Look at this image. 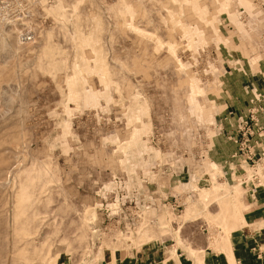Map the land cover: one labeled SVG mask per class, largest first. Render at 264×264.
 Returning a JSON list of instances; mask_svg holds the SVG:
<instances>
[{
	"label": "rangeland",
	"instance_id": "rangeland-1",
	"mask_svg": "<svg viewBox=\"0 0 264 264\" xmlns=\"http://www.w3.org/2000/svg\"><path fill=\"white\" fill-rule=\"evenodd\" d=\"M31 9L33 42L0 28V264H95L146 238L201 237L226 253L218 240L247 224L244 198L264 191L230 139L250 109L233 107L264 105V83L240 91L253 78L243 62L264 65V0ZM224 138L237 147L234 176L217 160ZM250 144L264 183V144Z\"/></svg>",
	"mask_w": 264,
	"mask_h": 264
},
{
	"label": "crops",
	"instance_id": "crops-1",
	"mask_svg": "<svg viewBox=\"0 0 264 264\" xmlns=\"http://www.w3.org/2000/svg\"><path fill=\"white\" fill-rule=\"evenodd\" d=\"M259 11L257 10V12ZM239 58L240 56L236 55V59L240 60ZM243 64L247 75L253 78L248 80L245 87L241 86L240 91L244 93H248L251 89L258 91L257 87H261L260 83H264L263 63L259 64L258 62V71H254L255 73L252 71L248 60ZM236 70L241 69L237 68ZM255 86L257 87L255 88ZM261 89L264 93V85ZM261 106L263 111L257 114L256 117L259 125L264 129V105ZM249 107L252 108L250 103L245 100L242 104L237 103L233 108L234 112L239 113L244 112ZM224 139L222 141L227 152L225 155H219L217 160L221 159L219 164L222 168H230L229 170L233 172L232 176H234L235 171L241 169V166L239 167L230 162L237 147L233 143L227 142L226 138ZM218 143L219 141L216 140V146H218ZM210 165L215 166L212 162H210ZM222 188H227V193L237 189V187L230 188L224 182H216L212 189ZM204 194H201L199 198L201 203H205L206 199L216 198L214 195L206 197ZM243 204L245 209L244 219L247 224L231 231L228 235V243L222 242V237L218 240V244L226 250V253L209 248L207 242L201 237L188 240L187 246L184 245V247H178L172 239L166 242L167 245L163 246V243L159 241L146 238L143 245L137 248L126 247L125 250L119 251V253L108 252L105 255L106 257L104 256L102 260L95 264H264V191L259 190L253 196L245 197ZM230 205L234 208L236 202L233 201ZM193 209L194 206L187 207L183 212L184 217H189ZM159 228L164 229V224L160 225ZM189 251L195 252V256H190Z\"/></svg>",
	"mask_w": 264,
	"mask_h": 264
},
{
	"label": "built area",
	"instance_id": "built-area-1",
	"mask_svg": "<svg viewBox=\"0 0 264 264\" xmlns=\"http://www.w3.org/2000/svg\"><path fill=\"white\" fill-rule=\"evenodd\" d=\"M35 1L0 0V28L11 31L19 44L31 43L35 39L33 11L31 9ZM262 111L263 108L260 104L250 108L245 118L241 117L238 119V134L242 139L239 140V137L236 136L230 137L238 145L244 161L251 167L253 172L250 174V179L255 184V187H262L264 183L261 182L257 175L256 153L250 141L254 137L255 141L259 142L261 146L264 144V129L259 125L256 117ZM262 156H264V153Z\"/></svg>",
	"mask_w": 264,
	"mask_h": 264
}]
</instances>
